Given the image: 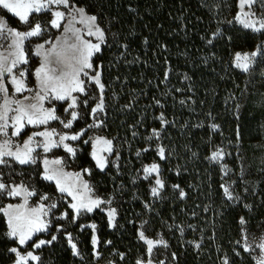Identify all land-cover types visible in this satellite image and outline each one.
I'll return each instance as SVG.
<instances>
[{
    "label": "trees",
    "instance_id": "trees-1",
    "mask_svg": "<svg viewBox=\"0 0 264 264\" xmlns=\"http://www.w3.org/2000/svg\"><path fill=\"white\" fill-rule=\"evenodd\" d=\"M70 2L97 16L106 32V43L93 64L105 85L100 133L113 140L119 169L97 170L89 157V145L81 147L76 161L80 169H90L94 191L113 202L117 218L113 229L106 215L98 211L73 223L72 211L67 209L66 231L57 234L56 243L35 250L42 264H96L92 232L80 227L88 223L97 226L102 259L113 264H136L146 257V246L137 235L142 225L147 237L161 236L167 242L165 251L173 264H223L225 258L230 264H254L237 243L240 219L264 222V194L249 210L227 200L221 170L207 157L223 139L236 143L239 135L243 137V124L247 128L256 125V114L253 118L240 115L238 121L236 107L245 88L264 89V55L258 56L248 74L235 69L232 59L236 52L251 53L264 46V33L229 23L237 11L236 0ZM4 17L17 27V20L7 14ZM217 30L222 37H213ZM208 39L213 40L211 45ZM29 77L31 81V73ZM80 108L84 122H77L76 130L89 123L92 105ZM161 114L168 123L161 124ZM213 124L218 126L215 131ZM153 129L159 131V138L149 140ZM157 145L165 148L166 159L160 160ZM153 162L160 165L166 184L159 199L150 196V182L138 177L144 165ZM40 172L39 164L14 165L12 177L14 182L26 180L38 191L57 195L54 185L40 178ZM6 231L0 213V264H13L15 257L8 249L17 245L5 236ZM67 233L72 234L80 256L72 255ZM54 234L33 240H50ZM25 250H32L31 242ZM173 253L178 260L172 259Z\"/></svg>",
    "mask_w": 264,
    "mask_h": 264
},
{
    "label": "snow or ice",
    "instance_id": "snow-or-ice-1",
    "mask_svg": "<svg viewBox=\"0 0 264 264\" xmlns=\"http://www.w3.org/2000/svg\"><path fill=\"white\" fill-rule=\"evenodd\" d=\"M219 5H217L218 7ZM236 14L233 21L229 23H238L245 30L253 33H264V0H236ZM0 9L7 10L14 17H17L19 22L27 25V31H20L9 27L5 21L0 18V39L7 40V49L0 52V94L3 96V102L0 103V136L5 137L0 141V166L13 168L14 165L33 166L39 163L43 164V172L40 173L41 179L55 185V189L63 197L65 194L71 197V202L68 203V208L72 210L71 220L73 223L85 213H92L94 209H100L101 205H111V200H103L99 197L90 195L92 189L86 182L81 180L79 172H66L62 165L64 160L57 158L49 160L46 156L41 159V150L44 154L52 151L54 148H63V150L71 157H76L78 149L69 141H79L86 134L87 130L82 129L80 132L73 134L59 133L54 128L45 127L43 130L33 131L31 135L24 140L23 144L13 145L12 137H19L26 127L32 126L39 129L40 126L49 125L50 121L59 120L64 129H71L73 122L80 119V113L75 109L78 108L79 96L74 94L88 95L87 84H94L100 92L98 102L91 108V115L94 117V122L88 125V129L102 128L104 122L98 119V114L105 111L103 91L105 85L101 82V73L95 70L94 74L90 75L89 70L94 69L93 56L101 52V46L106 43V32L97 23V16L87 14L85 8L78 7L70 2V0H0ZM64 9V10H62ZM66 10V11H65ZM45 14H50L51 18L45 25L41 19ZM36 22L33 23V19ZM86 26L85 35L91 39H85L81 34V29L75 27V24ZM48 26L54 29L63 27V40L57 37L59 43H52L51 47L44 50V44H39L36 47L35 54L43 55V59L39 68L36 69L34 75L39 84L38 90L31 97L23 96L22 99L14 98L16 94L24 92H32L28 88L25 80L26 69H21V65L28 64V58L25 54V43L32 37H40L47 30ZM222 33L217 30L213 33L214 38L222 37ZM231 40V37L228 38ZM48 43V41H45ZM208 44H212L213 40L208 39ZM0 47H3L0 44ZM259 55H264V46H258L251 53L236 52L233 59V66L242 72H249ZM14 69L17 70L14 72ZM167 72L165 79H167ZM10 77L8 83L13 86V96L8 95V88L5 84V79ZM87 78V80L83 79ZM179 91V90H177ZM46 100L65 101L67 107L64 109L69 114L67 120L61 119L56 114L55 108H45ZM88 103L87 100L84 101ZM159 104V101H156ZM184 101H181L183 104ZM239 107V105H237ZM161 124L168 123L164 119L163 114L160 117ZM215 131L217 125H211ZM9 129L11 132L9 133ZM136 135V133H133ZM239 135V133H238ZM159 138V131L153 129L152 137ZM58 137V139H57ZM39 138V139H38ZM84 144H91L92 151L90 153L95 165L101 171H104L109 163L108 156L105 154H113L116 149L112 139H108L101 135L89 137L83 141ZM148 151V149H143ZM157 155L160 160L166 159L165 148L157 145ZM141 152L136 153L140 156ZM224 153L222 149H216L211 152L207 159L213 162H220L223 159ZM222 168L224 166L222 165ZM84 172H90V169H84ZM143 179L148 180L152 185L150 194L152 197L159 199L163 189L166 187L165 181L160 174V165L156 162L150 165H144ZM227 174V171H225ZM3 173H0V197L21 198L22 202L17 204H7L0 206V213L4 215L7 223V232L5 236L14 242L17 246L10 247L8 251L15 255L13 264H42L41 256L35 251L46 245H51L57 240L56 235H52L50 240L38 239L33 240L39 233L49 231V217L53 209L57 208V203H46L50 200L47 193L41 194L37 189L26 185L23 182L5 183L2 179ZM81 181L77 186L72 182V178ZM173 188H179V185H173ZM224 197L229 200H239V197L234 195L233 191L226 184H222ZM254 192V190H253ZM39 197L35 206L29 204L32 197ZM185 193L180 189V197L183 198ZM147 206V205H146ZM245 207H250L245 205ZM109 227L115 226L117 209L109 207L106 210ZM69 217L68 212L62 213L57 219L63 220ZM147 223V222H145ZM241 225L246 223L241 217ZM82 229L91 228L92 237L91 243L93 246V255L99 258V252L96 250L100 243L96 236V224L81 225ZM60 231V228H57ZM138 239L146 245V254L149 259H138L136 264H153L151 259L154 250L159 246L167 248V242L163 239H152L146 236L143 229L138 230ZM68 244L71 248L73 256H80L81 253L74 242L71 233L66 234ZM245 243L242 245L245 252L253 250L252 245L247 242V236L243 237ZM31 242L32 250L26 253L20 249ZM107 243H111L108 241ZM237 243H240L239 241ZM199 248L200 245L196 244ZM260 250V257L257 264H264V238L256 245ZM239 255V253H237ZM123 259V253H120ZM173 260H178V256L173 253ZM159 264H164L160 261ZM223 264H230V261L225 258Z\"/></svg>",
    "mask_w": 264,
    "mask_h": 264
},
{
    "label": "rangeland",
    "instance_id": "rangeland-1",
    "mask_svg": "<svg viewBox=\"0 0 264 264\" xmlns=\"http://www.w3.org/2000/svg\"><path fill=\"white\" fill-rule=\"evenodd\" d=\"M62 10H64V9H62ZM4 14H7V15L13 17L15 20H17V22H18L17 27H13L11 24H9L6 20V18L4 17ZM0 18H2L5 21V23L11 28H15V29L20 30V31H27V29H28L27 25L21 24L19 22L18 18L14 17L11 13H8L7 10L0 9ZM37 18L41 19L42 22L45 25H47V22L51 18V16H50V14H45L42 17H37ZM32 22L35 23L36 19L34 18ZM237 25H239L241 27L240 24L237 23ZM75 27L81 29V34L84 36L85 39H91L85 35V33L87 31L85 25L77 23V24H75ZM57 37H60V40H63V27L61 29H54V28H51L50 26H48V30L42 36L32 37L29 41H27L25 43V54L28 58V64L27 65H21L20 68L27 70L25 73V77L23 79L25 80L27 87L32 89L33 91L32 92L26 91L22 94H16L14 98L22 99L23 96L31 97L35 94V91L38 90L39 84H38V80H37L36 76L34 75V73H35L36 69L40 67L42 59H43V55L37 56L35 54L36 47H37V45L43 43L44 49L41 50V52L43 53L44 50L51 47L52 43H59V41H57V39H56ZM45 41H48V43H45ZM0 44L3 45V47H0V52H4L7 49L8 41L0 39ZM29 52H30V56H29ZM95 55L93 56V58L95 57ZM258 56H259V54H258ZM258 56L255 58V61L252 65L251 69L253 68ZM93 58H92V60H93ZM233 59H234V57H233ZM233 59H232V65H233ZM31 60H34L36 63H32ZM235 69H237V68H235ZM95 70H97V69L94 68L93 70H89V74L90 75L94 74ZM237 70L241 73H244V74H248L251 71L250 70L249 72L245 73L239 69H237ZM16 71L17 70L14 69V72H16ZM30 73L32 76L31 81H30V77H29ZM82 78L87 80V78H84V77H82ZM9 79H10V77L6 76L5 84H6V87L8 88V95L10 97H12L13 96V86L10 83H8ZM91 85H94V84H87V92H88L87 96L81 95L78 93L74 94V95L79 96V100H78L79 106L77 109H75L79 113H81L80 106L82 104L84 107H88L89 104L91 103V105L93 107L98 102V99L100 97V92L94 85V87L97 90V93H94ZM85 100L88 101L87 104L84 103ZM2 102H3V96H2V94H0V103H2ZM238 105H239V107H236V119L238 121H240V115H242V116L244 115L245 117L249 116V118H253L254 114H256V116H257L256 125L253 127L247 128L246 125L243 124V126H245L244 127L245 128L244 129V135H243V137L239 135L236 143H233L229 140L223 139L220 142V145L217 147V149L223 150V153H224L223 159L220 162H213V161L212 162L219 166L221 173H222V178L224 180L223 184H226L227 186H229L230 190L233 191L234 195L239 197V200H233L231 202L234 203L235 205L243 207L246 210H249L251 208L250 204H252L254 201L260 202L263 198V195H261L262 192L264 194V89L259 90V88H255L253 86H250L249 88H245L244 94L242 95V97L238 101ZM44 107L45 108H55L56 114L63 120H67L69 118V114L64 111V109L67 107V103L65 101L46 100L44 102ZM102 113L98 114V119H100V120L102 118ZM89 114H90L89 115V118H90L89 123L85 124L84 127L77 129V130L75 129V124L79 121L82 123L84 122V121H82L83 118L81 117L82 116L81 114H80V119L73 122V126L71 129H64L62 124L60 123V121L56 120V121H50L49 125H47V126H43V125L40 126L39 129L33 128L32 126H28L25 128V130L22 132V134L19 137H12L11 139L13 140V145H15V144L22 145L24 140H26L28 138V136L31 135V133L33 131L43 130L45 127L54 128L59 133L67 132L69 134L80 132L82 129H86L87 132L82 137L81 140L68 142V143H71L74 147H76L78 149L76 157L69 156L63 150V148H54V149H52L51 152H49L47 154H44L41 150H38V151L40 152L41 159H43L45 156L49 160H54L57 158L63 159L64 164L62 165V167L64 168V170L66 172H70V173L79 172L81 174V180L83 182H86L89 185V187L92 189V192L90 193L91 196L99 197V198L107 201L110 199H106L103 196L98 195L94 191L92 184L89 181L91 171L90 172H84L83 171L84 169H89V168L85 167L83 169H80V165L76 161L77 156H79L82 152L81 147L86 146V144H84L83 141L87 140L89 137H94L95 135H101V133H100L101 128H99V129H96V128L88 129V125L92 124L94 122V117L91 115V110H89ZM10 132H11V129H9V133ZM101 136H103V135H101ZM3 139H5V137L0 136V141H2ZM57 139H58V137H57ZM87 145L90 146L89 157L92 160L91 155H90V153L92 151V147H91V144H87ZM105 155L108 156L109 163L107 164L104 171L109 166H111L114 170H118L119 169V162H120L118 155H116L115 153H113L111 155H109V154H105ZM93 163L95 165L94 161H93ZM38 164L40 165V170H41L40 173H42L44 170L43 164L39 163V162H38ZM150 164H147V165H150ZM222 165L224 166V168H222ZM33 166L36 167V165H33ZM1 167H3V169H0V173H3V177H2L3 181L6 184L7 183H13L14 182V179L12 177L13 176L12 175V169L13 168L0 166V168ZM95 168L97 170L101 171L100 169H98L96 167V165H95ZM142 169L140 171V175L138 176L140 180H144L142 178L143 177ZM104 171H101V172H104ZM225 171H227V174H225ZM40 178H41V176H40ZM144 181L149 182L148 180H144ZM21 182L35 188L33 185H31L29 183V181H26V180L25 181L21 180L20 182H14V183L19 184ZM45 182H47L48 184H51L48 181H45ZM72 182H75L77 184V186H79L81 183V181L75 180L74 177L72 178ZM52 185H54V184H52ZM151 186L152 185L150 184L149 192H150ZM54 187H55V185H54ZM253 190H254V192H253ZM39 192L41 194L46 193V192H42V191H39ZM47 194L49 195L50 200L47 201L46 203L51 204L53 202H56L57 208L53 209L50 216L45 218V219L50 220L49 231L45 232V233H39L36 236L45 235L49 232H55L54 235H56L58 237L57 234L65 232L66 231L65 227L69 226V224L67 223L64 226L66 219L60 220V219H57V217H59L62 213L66 212L67 209L72 211L71 209L68 208V203L71 202V197H68L66 194L62 197L61 194L58 192H57V195H53L51 193H47ZM150 196H151V194H150ZM152 198H154V197H152ZM38 200H39L38 196L32 197L29 200V204L31 206H35L37 204ZM21 202H22L21 198L0 197V206H6L9 203L17 204V203H21ZM245 205H249L250 207H245ZM109 207H114L113 202L111 203V205H108V204L101 205V208L104 209L105 211H101L100 209H94L92 213H85L84 215L80 216L77 220H81L82 218H85L88 215H92L96 211L102 212L106 215V210ZM106 217H107V215H106ZM116 218H117V216H116ZM5 220H6V218H5ZM89 224H93V223H88L85 225H89ZM6 226H7V223H6ZM57 228H60V231H57ZM89 229L92 232V229L91 228H89ZM111 229H113V227H111ZM96 236H97V230H96ZM244 236H247V238H248L247 242L249 244H251L252 248H253V250L251 252H246V253L249 255L252 262L254 264H257V260L260 257V250L258 247H256V245L261 242L262 238H264V222L263 221L258 222V220L255 222V221L251 220L250 222L246 221V223L244 225H241V223H240V243H239V246L241 248H243L242 245L245 243V241L243 239ZM152 239H162V238H161V236H157L156 238H152ZM56 242H57V240L54 241L53 243H56ZM26 245L20 249L24 253H26L27 251H30V250H25ZM51 245H46L44 247H49ZM92 248H93V246H92ZM96 250L99 252V244L97 245ZM165 250H166V248L163 246H159L157 249L154 250V253L151 257V259L153 260V264H159L160 261H164V264H173L172 260L169 259V255L166 253ZM99 254H100V252H99ZM14 257H15V255H14ZM94 258H95L96 264H113L107 259H102L101 254L99 255V258H97L95 256H94ZM147 259H149V257L146 254V257L143 260H147Z\"/></svg>",
    "mask_w": 264,
    "mask_h": 264
}]
</instances>
